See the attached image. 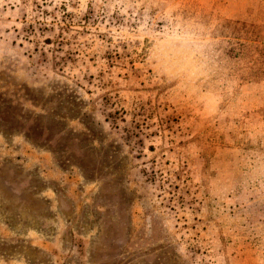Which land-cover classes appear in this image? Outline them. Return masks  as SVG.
I'll return each mask as SVG.
<instances>
[{"label": "rangeland", "instance_id": "1", "mask_svg": "<svg viewBox=\"0 0 264 264\" xmlns=\"http://www.w3.org/2000/svg\"><path fill=\"white\" fill-rule=\"evenodd\" d=\"M0 264H264V0H0Z\"/></svg>", "mask_w": 264, "mask_h": 264}]
</instances>
